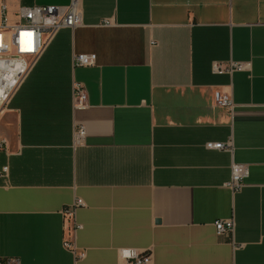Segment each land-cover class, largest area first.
<instances>
[{
	"label": "crops",
	"instance_id": "crops-1",
	"mask_svg": "<svg viewBox=\"0 0 264 264\" xmlns=\"http://www.w3.org/2000/svg\"><path fill=\"white\" fill-rule=\"evenodd\" d=\"M70 3L0 0V23L3 6L13 25L21 6ZM80 8L82 24L57 34L0 115V258L127 264L121 252L134 250L151 264H264V0ZM78 54L96 65L73 67ZM217 62L244 69L217 74ZM229 139L233 153L206 148ZM233 163L249 168L237 192L225 187ZM218 220L234 229L218 235Z\"/></svg>",
	"mask_w": 264,
	"mask_h": 264
},
{
	"label": "built area",
	"instance_id": "built-area-1",
	"mask_svg": "<svg viewBox=\"0 0 264 264\" xmlns=\"http://www.w3.org/2000/svg\"><path fill=\"white\" fill-rule=\"evenodd\" d=\"M6 6L2 7L3 19L0 23V115L18 88L28 77L47 46L64 29H75L82 24L80 0H71L66 7L59 6H21L16 13L17 23L10 25L6 17ZM110 25V22H105ZM95 54H78L73 57V67H92L96 65ZM244 69L243 65L231 64L223 67L220 63H213L212 70L217 74L231 73ZM73 97L76 107H82L87 102V91L80 83L73 84ZM215 102L218 107L234 113V105L229 95L216 92ZM83 127L75 130L74 140L78 144L85 138ZM7 140L0 135V153L7 149ZM206 148L233 153L234 143L229 139L225 143H207ZM8 167L0 168V178L7 176ZM249 177L246 165L233 163L230 180L225 187L237 192L243 187V181ZM81 204V203H78ZM75 207L66 208L65 218L74 219ZM218 235L229 233L234 229L232 220H218L215 222ZM80 229L75 222L73 231ZM65 247L74 250L71 241H65ZM84 254L79 255L83 257ZM121 257L127 264H151L152 257L148 253L134 250H124ZM0 264H20L17 258H0Z\"/></svg>",
	"mask_w": 264,
	"mask_h": 264
}]
</instances>
